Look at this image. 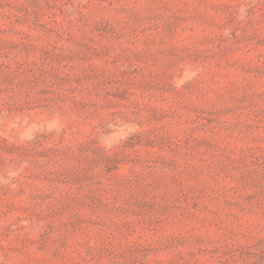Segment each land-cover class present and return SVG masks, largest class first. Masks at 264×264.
<instances>
[{"label":"rangeland","instance_id":"374dc122","mask_svg":"<svg viewBox=\"0 0 264 264\" xmlns=\"http://www.w3.org/2000/svg\"><path fill=\"white\" fill-rule=\"evenodd\" d=\"M0 264H264V0H0Z\"/></svg>","mask_w":264,"mask_h":264}]
</instances>
